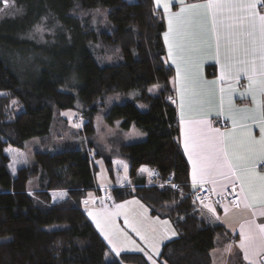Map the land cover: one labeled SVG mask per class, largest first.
I'll return each instance as SVG.
<instances>
[{"label": "trees", "instance_id": "1", "mask_svg": "<svg viewBox=\"0 0 264 264\" xmlns=\"http://www.w3.org/2000/svg\"><path fill=\"white\" fill-rule=\"evenodd\" d=\"M15 1L25 15L0 23V29L8 31L6 48L0 45V187L4 189L0 192V264H121L107 261L108 247L89 220L57 230H46L38 222L39 216L49 211L42 205L50 201V192L66 194L58 203L61 210L78 207L88 192L101 195L93 175L95 158L103 160L111 178L114 160L129 167L132 185L110 189L115 203L134 197L145 204L151 216L171 223L175 234L163 243L160 261L211 264L210 252L225 242V232L220 225L210 224L196 207V187L189 182L178 143L170 88L173 71L163 60L164 21L153 0ZM104 9L106 20L97 26L91 13ZM49 12L72 36L47 50L51 62L36 69V84L22 86L3 54L16 44V34ZM97 42L102 48L117 44L121 50L118 63L100 64L92 45ZM206 73L212 76L214 66L207 67ZM150 86L160 88L158 95L147 92ZM132 90L139 91L137 101L146 110L140 111L135 102L112 106L107 119L110 123L121 121L120 130L104 143L97 142L94 120L104 108L106 96ZM11 101H15L14 111ZM72 109H78L83 119L87 144L65 141L60 151H37L33 164L13 172L10 158L4 154L6 146L23 149L25 141L35 137L45 142L56 122L54 112ZM132 125L146 134L144 141L126 143L122 132ZM141 166L150 176L156 172L161 183H169L159 186L153 178L150 182L137 172ZM40 173L39 192L29 193V181ZM122 259L148 264L140 254H125ZM230 264L245 263L236 254Z\"/></svg>", "mask_w": 264, "mask_h": 264}, {"label": "crops", "instance_id": "2", "mask_svg": "<svg viewBox=\"0 0 264 264\" xmlns=\"http://www.w3.org/2000/svg\"><path fill=\"white\" fill-rule=\"evenodd\" d=\"M153 2L164 21L163 60L173 71L172 103L189 182L194 189L206 184L214 195L239 185L238 206L206 204L200 213L224 229L222 264L236 254L245 264H263L264 0ZM210 66L214 73L207 76ZM116 162L126 164L114 160L115 174ZM117 206L120 212L124 205Z\"/></svg>", "mask_w": 264, "mask_h": 264}, {"label": "rangeland", "instance_id": "3", "mask_svg": "<svg viewBox=\"0 0 264 264\" xmlns=\"http://www.w3.org/2000/svg\"><path fill=\"white\" fill-rule=\"evenodd\" d=\"M128 1L133 2L135 0ZM106 11L104 9L91 13L93 22L95 24L105 22ZM24 15V10L17 5L15 0H0V23L20 19ZM86 16L87 14L80 18L82 19ZM62 30L63 26L57 21L56 16L49 12L47 15H42L24 32L16 34L14 37L16 44L6 49L3 58L9 62L12 69L18 74L19 78L17 79L22 86L30 88L35 85L36 69H41L43 65L47 67L51 62L52 55L50 56L47 50L56 46L61 39L66 43L67 38L69 39L72 36ZM6 32H8L6 27L0 29V45L5 48ZM92 45H94L96 52L99 53V58H95L100 64L113 65L120 60L121 50L117 44H105L103 48L101 42ZM0 50H2L1 47ZM74 63H76V59H74ZM147 92L155 96L160 92V88L150 86ZM139 95V91L132 90L127 93H113L106 96L104 108L101 109L94 120V139L97 142L104 143L107 138L114 136L120 130L121 121L115 120L110 123L107 119L108 111L112 106L135 102L140 111L146 110L147 107L137 101ZM14 103L15 101L10 102V109L12 108L13 111L15 108L13 106ZM16 110L18 111V108ZM54 118L56 120L55 125H53L52 132L45 142L40 137H35L25 141L23 149L6 146L4 154L10 158L9 166L13 172L19 167L33 164V155L37 151H60L65 141L87 144V140L82 133L83 119L78 109L55 111ZM60 119H65L67 124H63L64 121L61 123ZM123 138L126 143L142 142L146 139V134L132 125L130 129L124 131ZM122 163H115L118 173L115 174L114 178H111L103 160L95 158L92 161L94 167L93 175L96 186L99 189L101 188V195H97L93 191L88 192L78 207L72 210H61L58 207V203L66 198V194L64 192H50V201L48 203L43 202L42 205L47 207L49 211L47 214L39 216L38 222L46 230H57L75 225L82 219H87L92 223L108 247L110 256L107 261L118 260L121 264H131L123 261L122 255L140 254L148 264H166L160 261L162 246L165 240L173 238L175 234L169 220L150 218L148 216L150 215L149 209L134 197L130 199L133 201L132 203L137 204L133 206L128 204V202H124L125 200L121 201L122 203L117 205H124L123 209H120V212H115V207L119 206L113 201L110 188L132 183L128 177L127 165ZM138 173L145 175L147 180H151L149 170L145 166H141L138 169ZM41 177L40 173L36 178L29 181L27 185L29 193L35 194L39 192V180ZM158 185L162 186L159 181ZM0 192H4L2 187H0ZM136 205H139L140 209ZM217 246L210 255L212 264H222L225 260L226 249L222 248L221 243Z\"/></svg>", "mask_w": 264, "mask_h": 264}, {"label": "built area", "instance_id": "4", "mask_svg": "<svg viewBox=\"0 0 264 264\" xmlns=\"http://www.w3.org/2000/svg\"><path fill=\"white\" fill-rule=\"evenodd\" d=\"M224 129L227 128L226 124H221ZM153 179L159 181L157 178L158 175L156 172H153L152 174ZM155 180V181H156ZM162 186L167 185V183H161V180L159 181ZM238 184H233L230 187H228L223 194L221 195H214L208 186L203 183H198L196 185L195 189V203L198 205V208L201 206H204L206 204H213L214 206H221L223 204H228L232 207L238 206ZM173 188H176L175 185H173ZM261 262L264 264V255L261 257Z\"/></svg>", "mask_w": 264, "mask_h": 264}]
</instances>
